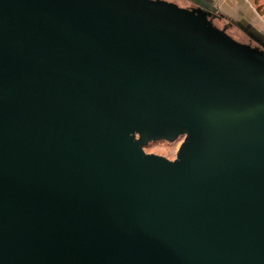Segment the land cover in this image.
<instances>
[{
  "label": "water",
  "instance_id": "obj_1",
  "mask_svg": "<svg viewBox=\"0 0 264 264\" xmlns=\"http://www.w3.org/2000/svg\"><path fill=\"white\" fill-rule=\"evenodd\" d=\"M192 1L0 0V264H264V33Z\"/></svg>",
  "mask_w": 264,
  "mask_h": 264
},
{
  "label": "rangeland",
  "instance_id": "obj_2",
  "mask_svg": "<svg viewBox=\"0 0 264 264\" xmlns=\"http://www.w3.org/2000/svg\"><path fill=\"white\" fill-rule=\"evenodd\" d=\"M169 1H174L181 6H186V7L190 6V3L184 0H169ZM245 1L247 3V0ZM234 2L235 1L233 0H217L216 3L218 8L220 7L219 12H221L222 14L225 13L226 15L231 17L233 15L232 14L233 11L238 8L237 4ZM249 5H248L250 10L249 12L250 14H252L253 17V19H251V23H253L260 31L264 32V0H255L254 5L251 4ZM219 12L217 11L215 12L216 13L215 23L217 26L219 25V27L222 28L227 21L218 18V16L220 15ZM227 32L237 40L247 42L243 32L240 29H238L236 26L229 27ZM182 141L183 139H179L172 143L166 141L153 142L146 147V152L165 156L173 160L177 156L178 149Z\"/></svg>",
  "mask_w": 264,
  "mask_h": 264
},
{
  "label": "crops",
  "instance_id": "obj_3",
  "mask_svg": "<svg viewBox=\"0 0 264 264\" xmlns=\"http://www.w3.org/2000/svg\"><path fill=\"white\" fill-rule=\"evenodd\" d=\"M184 1H187L188 3H190V5L197 6L196 3L194 1H192V0H184ZM208 1L210 3H212V5L215 8V10L217 12H219L220 7L218 8V6H217V3H216L217 0H208ZM233 1H235L234 3L237 4L238 8L233 11V13H232L233 15L231 17L226 15L225 13L222 14L221 12H219L222 15V19H224L226 21L228 20L231 23L238 22V23H241V24H243L245 26L252 27V28H255V29L259 30L253 23H251V19H253V17H252V14H250V12H249L250 10H249V7H248L249 4L254 5L255 0H249V1L247 0L248 5H247L245 0H233ZM262 33H264V32H262Z\"/></svg>",
  "mask_w": 264,
  "mask_h": 264
},
{
  "label": "flooded vegetation",
  "instance_id": "obj_4",
  "mask_svg": "<svg viewBox=\"0 0 264 264\" xmlns=\"http://www.w3.org/2000/svg\"><path fill=\"white\" fill-rule=\"evenodd\" d=\"M218 18L222 19V17H221L220 15H219ZM225 26H227V31H228V28H229V27L236 26V25H234L233 23H231L230 21L227 20V22L223 25V27H225ZM236 27H237V26H236ZM237 28L240 29L239 27H237ZM240 30L243 32V34H244V36H245V38H246L247 43L253 44V46L258 47V48H260V49H263V47H262L259 43H256L255 41H253V40L249 37V35L246 34L242 29H240Z\"/></svg>",
  "mask_w": 264,
  "mask_h": 264
}]
</instances>
